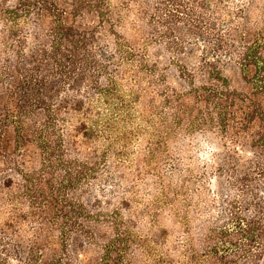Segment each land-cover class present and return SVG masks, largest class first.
Segmentation results:
<instances>
[{"label": "trees", "instance_id": "trees-1", "mask_svg": "<svg viewBox=\"0 0 264 264\" xmlns=\"http://www.w3.org/2000/svg\"><path fill=\"white\" fill-rule=\"evenodd\" d=\"M0 264H264V0H0Z\"/></svg>", "mask_w": 264, "mask_h": 264}]
</instances>
